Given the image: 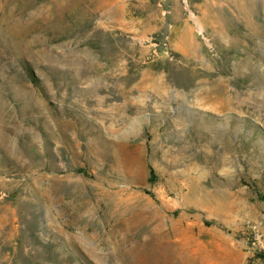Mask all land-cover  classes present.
Listing matches in <instances>:
<instances>
[{
    "label": "rangeland",
    "instance_id": "374dc122",
    "mask_svg": "<svg viewBox=\"0 0 264 264\" xmlns=\"http://www.w3.org/2000/svg\"><path fill=\"white\" fill-rule=\"evenodd\" d=\"M0 264H264V0H0Z\"/></svg>",
    "mask_w": 264,
    "mask_h": 264
},
{
    "label": "trees",
    "instance_id": "16d2710c",
    "mask_svg": "<svg viewBox=\"0 0 264 264\" xmlns=\"http://www.w3.org/2000/svg\"><path fill=\"white\" fill-rule=\"evenodd\" d=\"M152 173H153V171H152V169H150V174L152 175Z\"/></svg>",
    "mask_w": 264,
    "mask_h": 264
}]
</instances>
